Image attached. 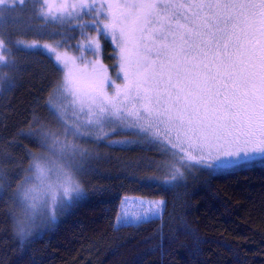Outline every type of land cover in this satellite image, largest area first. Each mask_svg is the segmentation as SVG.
I'll return each instance as SVG.
<instances>
[{"label": "snow or ice", "instance_id": "6c2138e0", "mask_svg": "<svg viewBox=\"0 0 264 264\" xmlns=\"http://www.w3.org/2000/svg\"><path fill=\"white\" fill-rule=\"evenodd\" d=\"M26 2L18 0L20 5ZM16 3L0 0L4 6L0 14ZM69 9L91 13V24L81 27L92 28L97 36L81 32L88 43L72 46L81 52L79 56L61 55L56 47L43 50L63 66L57 93L70 106L72 123L62 102L49 104L65 136L102 139L105 129L114 124L135 129L140 139L160 144L163 154L170 156L162 165L165 179L149 178L163 191L182 186L194 172L214 175L264 166V0H79L72 4L37 0L35 4L36 13L45 18L59 12L61 19H82L79 11ZM101 39L118 50L123 84L112 81L98 60L88 61L83 55L82 50L100 52ZM65 43L58 41L57 47ZM4 47L0 38V49ZM4 62L0 54V63ZM39 138L57 159L32 157L25 169L29 175L10 196L11 184L0 168V200L8 196L23 211L21 246L33 234L38 215L54 222L83 193L76 174L84 172L88 153L60 143L43 127ZM37 187L47 196L39 205L34 195ZM163 205L158 201L142 215L118 216L117 223H148L159 217Z\"/></svg>", "mask_w": 264, "mask_h": 264}, {"label": "trees", "instance_id": "16d2710c", "mask_svg": "<svg viewBox=\"0 0 264 264\" xmlns=\"http://www.w3.org/2000/svg\"><path fill=\"white\" fill-rule=\"evenodd\" d=\"M36 2L27 0L0 14L5 40L0 49L5 58L0 63V168L11 184L9 196L28 173L33 154L45 148L39 130H56L49 101L63 75L47 52L25 44L80 36L79 22L59 26L41 20ZM100 43L114 73L117 50L110 41ZM123 137L129 141L111 142ZM102 139L84 171L86 196L23 246L11 228L14 204L8 196L0 200V264H264V166L214 175L194 172L182 186L163 191L149 183L152 177L164 179L162 162L169 156L160 144L124 131ZM125 195L164 198L163 215L117 226Z\"/></svg>", "mask_w": 264, "mask_h": 264}, {"label": "rangeland", "instance_id": "374dc122", "mask_svg": "<svg viewBox=\"0 0 264 264\" xmlns=\"http://www.w3.org/2000/svg\"><path fill=\"white\" fill-rule=\"evenodd\" d=\"M61 2H63V0H55L56 4H59ZM67 2L69 4H72V3H78L79 0H67ZM16 4H19L18 0H17ZM69 10L79 11L80 12V16L82 17V19H72L70 21L67 20V19H61V14L59 12H54L53 15H50L47 18H45L43 16H40V15H38V17L41 20H44V21H47V22H50L52 24L59 25V26L68 25V24H71L72 22H74V23L79 22L78 24L80 26L79 27L80 36L75 38L73 41H71V39H67L66 37L56 38V39H53V40L33 41V42H30V43H26L25 47L26 48H41L42 50L45 49V46H47L48 50H50L51 48L56 47L57 52L59 54H61V55L64 54L65 52H67L69 55H75V56L81 55V52H77L72 47V46H74V45H76L78 43L81 44V45H84V44L88 43V41L85 40V38L81 35V32L86 33V35L88 37H96L97 33L92 28L84 29V28L81 27V25L84 24V23L91 24V22H92L91 13H89L88 15H84V11H81L79 9H75V10L69 9ZM80 22H81V24H80ZM74 36H76V32L74 33ZM65 40H66V43L64 44V46L57 47V42L58 41H65ZM45 52H47V51H45ZM82 52H83V55L85 56L86 60L92 61V62H95V61L98 60L102 64L103 69L105 70L107 76L112 81H115L116 84H123V79H122L123 74L120 72L119 66L117 67L116 71L114 73H112L110 71V69H109V66L107 64H105V61H104V58H103V52H102V44H101V51L96 53V54H93L92 52H88V51H83V50H82ZM52 57L54 58V56H52ZM78 63H79V61H78ZM57 65L59 67H61V69L63 70V66L62 65H59L58 63H57ZM118 73L120 75L119 79L117 78ZM108 90H109V92L111 94V91H112L111 88H109ZM53 100H56L58 102H62L63 103V106L66 109V115H67L68 122H69V124H71L72 120L74 119V117L72 115V110H71L70 106L68 105V103L60 101L58 99V93H56V94L54 93L53 94ZM56 123H57V127H56V130L53 132V134H55V136L59 139L60 143H62V144L66 143V144L70 145L71 147L76 148L77 150L82 149V150H85L88 153V156L85 159L84 164H83L84 171H85V168L88 167L89 165H91L93 163V161L95 160L94 156L98 153V151L100 149V145L99 144L101 143V141L103 139H97L95 136H81V137H75V136H72V135L65 136L64 128L61 127V124L57 120H56ZM122 131L131 132V134H137V131L135 129H129V128H126V127H124L122 125L114 124L112 127H108V128L105 129V132L107 133V135L104 136V137L105 138L106 137H111V136H114L117 133H121ZM113 141L116 142V143H119V144H123L125 142H128L129 139L126 138V137L119 138V139L113 138L111 142H113ZM49 146H51V142H49ZM47 151L48 150L45 147L42 151H39L38 153H34L33 157L34 156L38 157L41 153L47 152ZM51 154L54 157L53 160H56L57 159L56 154L53 153V152ZM69 155H70V153H69ZM169 159H170V156L167 159H165V161L163 160L162 165ZM76 162L79 163V157H76ZM61 163H64V162H61ZM26 175H29V173H27ZM83 176H84V172L76 174V179L80 183V185H81V187L83 189V193L79 197H76L69 204V206L71 204H74L75 202H77L79 199H82V198H84L86 196V190H85L84 185L82 183L83 182ZM52 179L55 180L56 177L53 176ZM164 179H165V174H164ZM34 195L37 198L36 202H37L38 205L42 204L43 201L47 199V196L45 195V193L38 187L36 188V191H35ZM124 201H128V202L124 203ZM133 201H136V203H133ZM158 201H163L164 202V205L159 208V217H161L163 215L164 208H165V199L164 198H152V197H146V196H142V195H125L123 197L122 201H121L120 212H119L118 216H125L126 215L129 218H131L133 215H142L143 213L148 211V209L150 207H152L155 202H158ZM140 202H143V203H140ZM13 204H14V215H15L18 211L21 210V208L18 206L17 203H13ZM69 206H68V208H69ZM64 211L60 212L57 215V219L54 222H56L59 219L60 215ZM54 222L50 223L44 217L38 215L37 218H36V221H35V226L32 229L33 234L30 237H32V236L36 235L37 233L41 232L43 230L42 229L43 227L47 228ZM116 225L119 226L118 223H117V220H116Z\"/></svg>", "mask_w": 264, "mask_h": 264}, {"label": "clouds", "instance_id": "9594fccd", "mask_svg": "<svg viewBox=\"0 0 264 264\" xmlns=\"http://www.w3.org/2000/svg\"><path fill=\"white\" fill-rule=\"evenodd\" d=\"M52 152H43L41 153L38 157H45L49 160H53L54 157L51 154ZM28 187H34V185H27ZM24 220V215H23V211L22 209L20 211H18L14 216H13V220H12V231L14 233L15 236H17L18 238L22 237L24 235L22 229V222Z\"/></svg>", "mask_w": 264, "mask_h": 264}]
</instances>
